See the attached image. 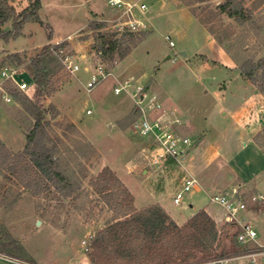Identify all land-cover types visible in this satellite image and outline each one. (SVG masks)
Returning <instances> with one entry per match:
<instances>
[{
  "label": "rangeland",
  "instance_id": "374dc122",
  "mask_svg": "<svg viewBox=\"0 0 264 264\" xmlns=\"http://www.w3.org/2000/svg\"><path fill=\"white\" fill-rule=\"evenodd\" d=\"M41 1L45 25L28 23L17 39L0 40V72L12 64L21 71L19 82L32 83L33 59L47 46L68 43L66 54L80 70L72 74L63 59L54 61L52 78L60 77L61 85L40 106L47 111L46 140L56 147L59 168L73 190L33 195L13 179L0 176V241L21 247L0 252V264H90L91 236L115 218L91 186L105 168L131 191L137 209L154 204L166 191L172 199L165 204L180 223L207 203L222 210L210 197L238 189L246 205L239 216L252 222L257 240L264 245V92L242 74L245 63L264 58V0H242L247 15L243 23L218 9L226 0H122L148 5L144 13L137 9L135 13L146 25L139 31L151 34L125 59L116 56L112 61L96 55L89 24L106 22L103 32H122L126 29L118 27L126 21L120 19L122 11L108 0ZM12 4L18 12L29 6L21 0ZM9 28L11 24L5 27ZM14 54L22 63L10 58ZM169 55L172 58L167 60ZM97 63L114 77L88 91L91 69ZM128 81L116 95L115 87ZM138 86L168 100L173 107L161 100L168 111L176 109L173 117L165 113V118L169 122L177 118L180 124L174 130L193 143L181 164L152 166L146 138L131 131L137 116L133 113L138 112L133 98ZM35 95L34 91L29 97ZM34 124L20 103H7L0 92V139L11 151L24 150ZM187 175L197 179L200 190L175 205L173 197ZM201 183L206 190L201 191ZM221 229L219 255L237 258L258 247L237 243V225L224 224ZM228 264L251 262L243 258Z\"/></svg>",
  "mask_w": 264,
  "mask_h": 264
},
{
  "label": "trees",
  "instance_id": "16d2710c",
  "mask_svg": "<svg viewBox=\"0 0 264 264\" xmlns=\"http://www.w3.org/2000/svg\"><path fill=\"white\" fill-rule=\"evenodd\" d=\"M16 1L0 0V40L5 42L20 37L28 23L45 25L40 16L41 0H21L29 2L22 12H18L12 4ZM218 9L240 23L247 21L242 0H226ZM8 24H11V28L5 29ZM106 27V22L92 21L89 24L95 34L93 49L102 61L115 60L116 56L125 59L134 47L151 34L129 29L103 32ZM51 37L50 32L48 38ZM67 45V42L59 43L53 51L52 47L47 46L33 59L34 99L19 91L12 82L4 84V91L22 105L25 112L35 119V124L27 135L26 147L20 153L11 151L0 139V176L13 179L33 195L48 194L53 190L71 193L73 190L72 183L59 168L56 147L49 146L46 140L47 111L40 106L61 85L60 77L52 78L55 67L51 66L54 61L68 57L66 51L63 55L56 54L61 49L65 50ZM10 58L22 63L18 54ZM242 74L264 92V58L245 63ZM91 186L115 214V218L93 236L87 254L90 264H204L228 258L218 254L222 229L206 211L200 210L186 223L179 225L160 203L137 209L134 195L110 168L103 169L91 181ZM225 226L234 228L235 224L226 222ZM235 237L237 240V235ZM4 242L0 241V252H9L10 246L21 249L17 242ZM247 252L249 250H245L244 254Z\"/></svg>",
  "mask_w": 264,
  "mask_h": 264
},
{
  "label": "built area",
  "instance_id": "2783aa9c",
  "mask_svg": "<svg viewBox=\"0 0 264 264\" xmlns=\"http://www.w3.org/2000/svg\"><path fill=\"white\" fill-rule=\"evenodd\" d=\"M108 2L113 7L122 11L120 19H126L123 24L118 25L120 30L126 28L137 32L140 30L139 28H146L145 22L137 18L135 13L136 9L139 10L140 13L147 11L148 5L146 3L140 5L137 3L130 4L124 3L122 0H108ZM166 41L169 42L170 48L176 46L170 36L166 37ZM53 49L54 47L51 48L52 51ZM64 53L65 50L61 49L56 54L63 55ZM63 61L65 67L70 73L74 74L80 70V65L70 61L69 56ZM85 70L89 71L90 69L85 68ZM91 70V77L86 85L88 91H91L109 77H114V74L109 71L103 63H97ZM20 75V69L10 65L5 66L0 72V92L7 103L13 102V98L11 95L7 94L2 87L6 82H12L17 86L19 91L28 96L34 94L35 88L33 82H19L18 78ZM127 85H129V81L126 83H119V86L114 89L115 94L120 95ZM133 98L137 100L136 108L138 112L137 117L131 124L130 128L133 133L146 138L149 145L148 151L150 153V164L154 167L163 164L165 165L169 160L181 164L184 159L190 155L193 143L190 137L180 136L174 130V125L180 124V121L177 118L170 122L165 118V113L169 117H173L176 113L168 111L162 105L161 100L157 95L150 93L149 90L144 92L141 86L135 88ZM144 103L147 105H144ZM155 114L158 116H155ZM199 190L200 185L197 179L191 175H187L183 180L182 186L175 192L173 198L174 204H184L187 195L193 194ZM238 194V189H233L231 192H225L221 195L210 197V202L220 205L225 211L228 222L239 226L240 231L237 235V242L242 246H247L256 243L258 233L250 220L240 218L239 213L246 209V205L239 199ZM92 238L93 237L91 236V239ZM259 257L264 260V247L262 246H258L256 249L237 258H225L204 264H228L232 260L243 258L250 259L251 264H261L258 259Z\"/></svg>",
  "mask_w": 264,
  "mask_h": 264
},
{
  "label": "crops",
  "instance_id": "0c3cea01",
  "mask_svg": "<svg viewBox=\"0 0 264 264\" xmlns=\"http://www.w3.org/2000/svg\"><path fill=\"white\" fill-rule=\"evenodd\" d=\"M121 17V15H120ZM79 31V30H78ZM162 100V99H161ZM162 102L165 104V105H168V106H171L173 107L172 105L169 104V101L168 100H162ZM170 108V107H169ZM178 111V110H177ZM172 112L174 113H177L176 112V109L174 108L172 110ZM203 183H201L202 185ZM206 190V186H204L203 184V187H202V190L201 191H204ZM169 198V200H168ZM174 198V197H173ZM172 199V196L169 195L168 193L163 192L159 195V197L156 198L155 202L154 203H160L163 208L170 214V216L179 224V225H182L184 223H186L191 217H193L197 212H199L200 210H204L206 211L214 220L215 222L217 223L218 227H222L226 222H228V219L226 217V214H225V211L222 209H215L211 204H205L204 206H202V208L200 210H198L197 212L195 213H192L191 214V217L186 220L185 222L183 223H180L179 221H177L174 217H173V214L171 212V209L169 208V206H166V202L170 201ZM174 202V201H173ZM262 209L264 210V206H262ZM256 243L258 244V246H262L264 247V245L262 243H260L258 240L256 241Z\"/></svg>",
  "mask_w": 264,
  "mask_h": 264
},
{
  "label": "water",
  "instance_id": "95a60500",
  "mask_svg": "<svg viewBox=\"0 0 264 264\" xmlns=\"http://www.w3.org/2000/svg\"><path fill=\"white\" fill-rule=\"evenodd\" d=\"M180 55H183L184 53L183 52H181V53H179ZM172 58V56L171 55H169L168 57H167V60L168 59H171Z\"/></svg>",
  "mask_w": 264,
  "mask_h": 264
}]
</instances>
